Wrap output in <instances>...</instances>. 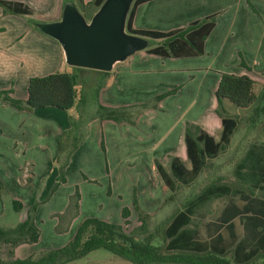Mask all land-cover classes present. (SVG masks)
<instances>
[{
    "label": "crops",
    "instance_id": "0c3cea01",
    "mask_svg": "<svg viewBox=\"0 0 264 264\" xmlns=\"http://www.w3.org/2000/svg\"><path fill=\"white\" fill-rule=\"evenodd\" d=\"M4 1L24 3L33 9L34 13H6L0 6V90L12 89L10 95L13 98L25 100L29 78L54 72H69L76 77V98L69 110L44 107L32 111L16 109L0 100V169L6 168L9 162L12 170L17 171H20L24 164L36 168V165L42 162L46 164L43 166L44 174L56 159L59 139L71 129L73 121L77 124L79 132L86 136L69 156L65 168L66 171H72L71 176L76 177V183L84 182L83 173L89 180L102 179L109 174L111 178L114 176L113 170L108 172L113 168L111 162L108 161L105 165L102 158H97L102 157L101 143L106 153L111 152L117 156L115 165L128 162L127 168H130V161L141 162L137 156L147 153L154 169V163L157 161L169 172L166 166L170 169L172 157L180 158L189 166L185 143L187 123L200 127L219 140L222 121L216 112L217 101L214 92L221 73L248 75L255 81L256 100L249 107L239 108L240 110L250 109L260 98L259 86H264V0L143 1L133 11L131 24L135 30L168 32L217 14L215 25L203 42V54L165 57L142 50L130 55L125 61L116 63L106 73L67 65L59 43L37 28L39 22L60 19L63 6L68 0ZM90 1L92 0H83V3ZM224 57L235 59V63L232 65L230 60L222 61ZM160 95L163 97L155 101ZM142 105L146 107L137 109ZM226 106L232 107V103L224 100L223 108L227 116L234 117ZM99 107L129 108L137 111L130 117L131 121L117 122L100 118ZM262 135L264 138V122ZM37 138L44 139V145L33 142ZM256 143L264 144V140L249 144L243 156L235 163L234 171L250 146ZM85 148L87 150L84 151ZM18 149L22 150V154L16 151ZM80 160L89 171H94L93 174H86L81 167H75L76 162L79 163ZM77 172L81 176L76 175ZM56 176L55 171L53 178ZM5 179L0 177L5 194L22 203V209L15 211L18 212L19 218H16L14 225L8 227L10 228L26 218L30 204L26 206L24 198L11 194L9 189L18 187L27 192L30 189L25 188L28 184L24 185L18 175L12 180L11 188ZM67 180L64 185L69 184L70 177H67ZM161 182L162 185L158 186L160 195L156 199L145 200L147 202L142 206L147 215L155 214L156 209L160 205L164 206L166 198L171 194L162 179ZM53 183L50 181L49 186ZM241 183L249 190L264 192ZM45 188L42 197L49 192L47 185ZM243 191L250 197L264 200V197ZM223 197L232 199L233 209L227 216L214 220L231 219L237 214L235 203L238 198ZM5 212L6 207L0 199V219ZM205 212L206 209L202 213ZM4 217L8 218L6 215ZM33 220L39 227V212L36 211Z\"/></svg>",
    "mask_w": 264,
    "mask_h": 264
},
{
    "label": "trees",
    "instance_id": "16d2710c",
    "mask_svg": "<svg viewBox=\"0 0 264 264\" xmlns=\"http://www.w3.org/2000/svg\"><path fill=\"white\" fill-rule=\"evenodd\" d=\"M75 3L86 18H89L103 0H92L84 4L83 0H68ZM66 1V2H68ZM146 0H133L126 19V30L129 33L144 36L155 45H150L146 52L165 57H191L203 54V42L215 25L217 14L194 21L184 28L168 32L142 31L132 28V16L135 7ZM65 2V3H66ZM0 6L6 13L31 15L34 10L24 3L0 0ZM75 68V67H74ZM106 73V72H104ZM76 77L69 72H54L44 76L29 78L27 98L19 100L10 94L12 89L0 90V100L19 110L32 111L37 108L54 107L69 110L75 103ZM255 81L248 75L221 73L214 92L216 112L222 121L219 140L209 135L200 127L187 123L185 143L189 166L178 157L170 160L169 172L157 161L154 166L162 181L171 193L177 185H189L194 182L208 160L214 159L230 143L231 136L237 126V119L226 115L223 101L227 100L238 108H247L256 100ZM173 92V91H172ZM163 95L155 98L160 100ZM146 105L137 109L145 108ZM136 109L99 107V117L114 121L128 120L134 116ZM64 143L70 148L61 154L59 160L66 166L71 153L78 147L83 134L77 124L71 121V129L64 133ZM101 148L104 151L103 143ZM63 153V152H62ZM61 165V168H62ZM235 177L252 188L264 190V144H253L242 160L235 167ZM61 177V175H60ZM58 179V178H57ZM56 179V180H57ZM85 179H87L85 177ZM64 180L63 178L61 179ZM5 191L0 181V195ZM223 196L237 197V214L231 219L209 220L200 226L196 219L214 199ZM79 192L75 189L70 198L73 210L77 213ZM14 211L22 209V203L11 200ZM136 211L141 212L136 196L133 197ZM34 207L27 210L26 218L14 227H0V244L14 248L21 244H31L39 240L40 229L33 220ZM128 209H122V216L127 217ZM165 250L171 254L160 255L155 247L140 244L122 232L120 225L108 223L97 218H86L78 226L73 238L64 246L47 249L38 259H13L0 264H65L88 252L104 248L133 264H151L153 262H173L185 264H229L222 256L231 253L236 264H247L264 258V200L250 197L241 189L233 188L225 183L212 182L200 193L188 199L179 209L164 230ZM124 242V243H122ZM179 253V254H178ZM217 258L209 259L208 255ZM264 264V261L263 263Z\"/></svg>",
    "mask_w": 264,
    "mask_h": 264
},
{
    "label": "rangeland",
    "instance_id": "374dc122",
    "mask_svg": "<svg viewBox=\"0 0 264 264\" xmlns=\"http://www.w3.org/2000/svg\"><path fill=\"white\" fill-rule=\"evenodd\" d=\"M257 37L259 38L258 35ZM151 45H155V42L151 41ZM239 46L241 47L242 45ZM224 60H230V64L232 65L235 63V59L230 57H224L222 61ZM260 91L262 96L260 94L257 103L248 110H240L233 104L232 107H234V109L231 106H226L228 112L238 119V126L229 146L221 152L218 158L208 160L205 169L194 182L189 185L176 184L177 187L175 192H170L171 194L166 198L167 202H165V205L162 206L159 204L160 207L156 209L154 212L155 214L151 216L143 211L142 206H145L147 202L145 200L150 198L156 199L160 195L158 186L162 185V182L158 173L153 168V163L149 161L147 153L138 155L137 159L141 162L132 163L130 161L131 167L127 168L128 162L115 165L117 156L111 154V152L106 153V150L104 149L103 151L101 148L102 157H97L94 154L93 156H96L100 160L102 158L105 165L108 164V161L111 162L113 168L109 169L108 172L110 173V170H113L114 176L111 178L109 174V176L106 175L102 177V179L89 180L85 179V174L81 171L84 179V182L82 181L81 184L76 183V177L71 176L72 171H66V166L62 165L61 160H59L61 154H66L65 152L70 150V148L65 145L64 140L62 141L64 137L59 139L56 159H54L53 163H51L44 174L43 166H46V164L42 162L38 163L36 168L24 164L20 171L16 169L12 170L13 167H11L9 162L6 168L3 167L0 169V177L6 178L5 180L8 181L10 188L12 180L15 179L17 175L18 178L24 182V185L28 184L25 188H29V192L26 190L22 191L18 187H12V189L9 190L11 194H16L24 198L26 206H28V203L30 204L29 209L34 207L33 216L36 211L39 212V216L41 217V221L38 223L40 237L35 243L16 247L13 251V256L10 254L11 248L9 246L0 244V260L11 261L13 259H26L28 257L33 260L38 259L47 249H55L67 244L75 235L78 226L86 218H97L108 223L120 225L122 232L133 241L155 247L160 255L171 254L165 250L166 238L164 230L168 221L174 213L184 206L188 199L200 193L208 184L212 182H221L234 188L246 190L256 196L264 197V192L249 190V188L238 181L234 175L235 163L243 156L249 144L264 140L262 135V124L264 122V86H259V92ZM85 138L86 136H83L79 140V145ZM33 142L44 145V139L37 138ZM85 150H87V148H85L84 151ZM16 151L22 154V150L18 149ZM103 162L102 165L104 164ZM15 163L17 164V162ZM77 166L81 167L86 174H93L94 172L84 167L81 160L79 163L78 161L76 162L75 167ZM166 168L169 171V167L166 166ZM95 170L98 171V168ZM55 171L57 176L54 179L53 175ZM104 172L106 171L104 170ZM76 175L81 176L79 172H77ZM67 177H70L71 181L68 185H64L68 181ZM62 178L64 179L63 181L61 180ZM50 181L54 182L52 186H49ZM46 185L49 192L42 197L41 194L45 191ZM75 189L79 192L78 207L76 215L71 216L70 211L73 210V208L69 200L74 194ZM30 192L31 194H29ZM134 195L136 196L137 204L141 212L136 211L134 208ZM39 196L41 199H39ZM0 199L2 204L6 207V212L0 219V227L8 228L15 224L18 212L12 209V199L8 194L6 195L4 193V195H0ZM123 208L128 209L127 217L122 216ZM232 209V199L230 197H223L210 202L209 206L206 208V212L199 214L196 221L202 226L209 220L227 216ZM49 212H51V214H49ZM4 215L8 218H5ZM206 257L210 260L217 258L211 254ZM222 257L229 264H235L230 253ZM263 261L264 258L257 259L255 262L247 264H262ZM65 264L133 263L119 257L109 250L97 248ZM151 264L185 263L153 262Z\"/></svg>",
    "mask_w": 264,
    "mask_h": 264
},
{
    "label": "water",
    "instance_id": "95a60500",
    "mask_svg": "<svg viewBox=\"0 0 264 264\" xmlns=\"http://www.w3.org/2000/svg\"><path fill=\"white\" fill-rule=\"evenodd\" d=\"M132 2L103 0L86 18L74 2L68 1L60 19L39 22L37 28L59 43L67 65L108 72L116 63L150 45L149 38L126 30Z\"/></svg>",
    "mask_w": 264,
    "mask_h": 264
}]
</instances>
